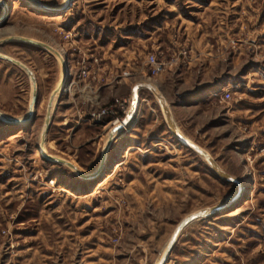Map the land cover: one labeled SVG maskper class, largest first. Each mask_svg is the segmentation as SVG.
I'll return each mask as SVG.
<instances>
[{
  "label": "rangeland",
  "instance_id": "rangeland-1",
  "mask_svg": "<svg viewBox=\"0 0 264 264\" xmlns=\"http://www.w3.org/2000/svg\"><path fill=\"white\" fill-rule=\"evenodd\" d=\"M15 1L0 30V264H156L181 221L212 207L181 229L165 264H264V0ZM18 36L56 47L67 72ZM97 65L118 100L91 99ZM61 72L74 81L61 109L92 103L78 130L47 116ZM151 84L178 132L238 184L171 132ZM134 93L140 115L127 120ZM111 105L116 122L91 117ZM105 149L103 171L80 176Z\"/></svg>",
  "mask_w": 264,
  "mask_h": 264
},
{
  "label": "crops",
  "instance_id": "crops-1",
  "mask_svg": "<svg viewBox=\"0 0 264 264\" xmlns=\"http://www.w3.org/2000/svg\"><path fill=\"white\" fill-rule=\"evenodd\" d=\"M10 1L11 0H0V8H1L0 9V18L2 17V15L4 13V4L8 5V4H10ZM27 38H30V37H27ZM26 43H29V42H26ZM29 44H31V43H29ZM31 45H34V44H31ZM34 46H37V45H34ZM37 47L44 48L41 46H37ZM52 48L55 51H52L49 49L48 52L55 54L60 59V54H61L60 51H58V49L56 47H52ZM44 49H46V48H44ZM63 56H64V54H63ZM68 68H69V66H68ZM65 76H66V74L64 72H61V75L58 79V83H56L54 88H53V94H52L53 98H51V101L54 104H55V102H57V103L55 105L53 104L52 113H51V110H49V108H48L47 116L49 115V112H50L49 118H51L52 116L55 118L56 117L60 118V120H59L60 125H66L67 123H69V125L71 126L72 129L75 128L76 130H78V128H80L79 126L83 124V121H84L83 118L86 115V111L88 110V108L86 109L85 106L91 107L92 103H91V101L89 102L86 100L88 103L83 104L80 102L81 105L82 104L84 105L83 107H81V106L77 107V105H73V106H70L68 109H66V108L61 109L60 105H62V101L68 100V97H69L68 94L66 93V90L58 88V87H60L61 83L66 79ZM108 78H109V76H107L106 73H104V67L103 66L97 65L94 68L92 67L91 77H89L88 80H86V81H88L87 84L89 85V90H90L89 93L92 95L91 99L96 98V100H98L100 103L112 102V101H116L119 99L118 98L119 96H117L116 91L119 89L120 86H116V87L114 85L112 86V84L109 82ZM137 85H138L137 83H132V84L130 83V85L127 84V87L129 89L128 94L133 93L134 88ZM37 100H38V97H37ZM76 101H77V99H76ZM140 105H141V103H140ZM67 111H69L68 114H67ZM139 111L140 110H138L137 107L134 109L133 114H135L137 116V118L140 115ZM109 118H108L109 120L112 119V117H109ZM144 144L145 143H142V142H140V143L139 142H132L131 144L127 145V148H134V147L139 148V147H143V146L148 148L150 143L148 145H144ZM118 148H120V146H117L116 149H118ZM115 155L117 156L116 153H115ZM112 158L114 160L115 156H112L110 159H112Z\"/></svg>",
  "mask_w": 264,
  "mask_h": 264
},
{
  "label": "water",
  "instance_id": "water-1",
  "mask_svg": "<svg viewBox=\"0 0 264 264\" xmlns=\"http://www.w3.org/2000/svg\"><path fill=\"white\" fill-rule=\"evenodd\" d=\"M30 1H33L34 3H37L38 6H40L42 8H45V6L43 4H41L39 1H37V0H30ZM70 3H71V0L68 2V4L65 7L69 6ZM6 8H8V7H7V5L4 4V10ZM17 38H19V40H21V41L29 42L31 44H34V45H37V46H41V47L50 49L52 51H55L52 47L48 46L47 44L42 43V42H39V41H36V40H33L31 38L19 37V36ZM4 58L6 60H8V61L15 62V63H17L19 65H22L19 61L15 60L14 58L7 57V56H5ZM149 87L156 94L158 100L160 101V103H161V105H162V107L164 109L165 116H166V121H167V123H168V125L170 127L171 132L177 138H179L180 140H182L185 144L193 147L198 153H200L209 162V164L212 167V169L215 171V173L220 178H222L224 180H227V181H233V182H236L238 184V181H236V179H233V178L227 176L220 168H218V166L214 163V161L210 158V156L208 154H206L201 148H199L197 145H195L194 143H192L189 139L185 138L182 134H180L178 132V129H177V127L174 124V121H173V118H172L170 109L168 108L167 104H165L164 98L154 88H152L151 86H149ZM35 104H36V91L34 90V94H33L32 98H31V102L29 104V108H28V111H27V115L23 119L24 122H28V121L33 120V117H34L33 116V108H34ZM13 121L18 122V121H20V119H15L14 118ZM46 121L48 122V118H47ZM111 140H112V138L110 137L109 140H108V143L106 145V148L110 144ZM105 152H106V149H105V151L102 154V158H101V162H100L99 167L94 172H92L91 174H84L82 172H78V174L80 176L85 177V178H92V177L98 175L99 173H101L103 171V169H104ZM47 159L48 160H55L57 162H60V163H63V164H67L70 167H74L68 161L63 160V159H60V158H53V157H49L48 156ZM241 192H242V187L239 185L238 186V189H237V192L234 195V197L232 198V200L236 199L241 194ZM218 209H219V207L218 208H214V207L207 208V209L201 210L199 212H195V213L189 215L188 217H186L184 220H182L181 223L175 229V231H174V233H173L170 241L166 245L164 251L161 254L160 259L158 260V262L156 264H165L166 260L168 259L169 254L171 253L172 247H173L174 243L176 242L177 236H178L179 232L181 231V229L184 226H186L190 221H192V220H194L196 218H199V217L208 215V214H212V213L216 212Z\"/></svg>",
  "mask_w": 264,
  "mask_h": 264
},
{
  "label": "built area",
  "instance_id": "built-area-1",
  "mask_svg": "<svg viewBox=\"0 0 264 264\" xmlns=\"http://www.w3.org/2000/svg\"><path fill=\"white\" fill-rule=\"evenodd\" d=\"M146 62L148 63V65L150 66L149 71L153 74L157 71L158 69V64H157V60L154 54L150 53L146 56ZM129 72H124L123 75H128ZM89 76V72L86 69V67H81L79 70V74H78V79L79 80H84L85 78H87ZM74 83L73 80L69 81L67 84V88L70 89V87L72 86V84ZM229 96V94L227 92L223 93V97L227 98ZM126 99H123L122 102L119 103L120 106H123L124 103L126 102ZM116 110H115V106H104L102 108H100L98 111L96 112H92L91 113V117L94 120L99 121L102 118H106L107 116L114 118L113 122H116L118 120V117L116 116Z\"/></svg>",
  "mask_w": 264,
  "mask_h": 264
},
{
  "label": "bare ground",
  "instance_id": "bare-ground-1",
  "mask_svg": "<svg viewBox=\"0 0 264 264\" xmlns=\"http://www.w3.org/2000/svg\"><path fill=\"white\" fill-rule=\"evenodd\" d=\"M16 1L14 0H11L10 1V4H8L7 5V7L8 8H6L5 10H4V13H3V15H2V18H1V20H0V30L3 28V27H1V21H3L4 19H6L7 17H8V15H9V12H10V9H11V5H13V6H16ZM60 60H61V62H62V64H63V68L65 69V73L67 72V70H68V65H67V61H66V59H65V57L63 56V54H60ZM22 67V66H21ZM63 81V80H62ZM67 84H68V81L65 79L62 83H61V85H60V87H58L59 89L61 88V89H63V90H68V88H67ZM33 85V91L35 90L36 91V85L33 83L32 84ZM149 86H151L152 88H154L157 92H158V90H157V88H156V85L155 84H151V85H149ZM136 98H137V95H136V93H134L133 94V102H132V108H131V111L128 113V117H127V120H128V118H130L129 116H131L132 115V113H134V109L137 107V101H136ZM165 104H166V102H165ZM138 108V107H137ZM164 111V110H163ZM49 114H50V112H49ZM164 114H165V112H164ZM166 117V116H165ZM125 121H123V122H121V126H123V124L125 125L126 123H124ZM39 151L41 152V154H44V155H48L47 154V152H46V148L44 147V145L43 144H40L39 145ZM51 156V155H50ZM70 163V162H69ZM72 164V163H71ZM65 165H67V164H65ZM73 165V164H72ZM68 166V165H67ZM74 166V165H73ZM96 182H98V181H96ZM98 185H99V183H98ZM241 196H242V194H241ZM240 199V198H239Z\"/></svg>",
  "mask_w": 264,
  "mask_h": 264
}]
</instances>
